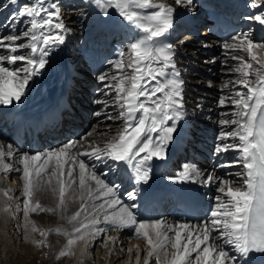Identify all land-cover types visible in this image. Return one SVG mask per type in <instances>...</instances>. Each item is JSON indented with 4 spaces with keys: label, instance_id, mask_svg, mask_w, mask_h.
Listing matches in <instances>:
<instances>
[{
    "label": "snow or ice",
    "instance_id": "obj_1",
    "mask_svg": "<svg viewBox=\"0 0 264 264\" xmlns=\"http://www.w3.org/2000/svg\"><path fill=\"white\" fill-rule=\"evenodd\" d=\"M94 2L105 16L111 18L109 9L115 10L123 21L139 30L127 44L126 60L123 59L125 50H120L121 59L113 65L116 73L111 77L108 73L98 76L107 90L104 95L111 97L112 104L121 111L115 117L100 111L95 115H104L107 120L118 119L121 125L111 140L103 146L90 145V151H81L80 141H69L43 156L21 154L22 168H14L6 162V157L14 155L11 146L7 151L0 148V174L17 172L23 181V206L17 205L16 210L22 214L23 223H17L25 232L24 238H28L29 226L32 232H39L44 238L33 241L37 247L46 246L50 232L66 236L67 244L59 252L60 258L73 255V247L88 236H102L100 243L107 246V241L113 239L109 232L130 229L129 239H143L151 249L147 251L144 264L152 260L155 264H239L236 253L240 258L264 254V57L254 52V49L264 48V41L257 42L245 33L231 37L232 43L224 45L228 52L235 53L231 59L237 61V66L230 71L237 73L238 78L230 81L236 86L234 93L218 100L221 107L231 106L230 113H225L229 118L219 122L230 130L220 132L217 139L221 143L216 145L215 152L240 153L235 160L226 161L220 167L242 164L244 171L236 174L242 176V183L236 185L232 180L212 174L204 177L201 182L216 183L222 195L215 197L217 203L208 218L195 230L187 223L173 226L162 220L142 222L133 211L135 205L124 203L117 195V186L107 183L102 178L106 174H98L96 164L86 163L85 158L91 157L110 169L113 166L124 171L131 168L134 175L130 178L144 183L150 178V162L165 159L167 146L173 141L174 133L180 131L177 125L184 116V82L176 67L173 44L168 42L175 9L154 0ZM173 2L191 5L193 0ZM13 5L19 7L10 17L8 33L0 35V104L3 105L19 102L34 84V78L49 64L51 49L65 43L66 29L56 3L7 0L0 7L7 9ZM250 6L264 9V0H253ZM141 9L151 11L143 13ZM248 19L264 26V10ZM21 25H24L22 30ZM97 103L104 107L108 104L106 100ZM87 136L82 139L86 140ZM200 176V170L193 166H185L179 174L180 179L188 181ZM45 193L55 197V207L40 203L37 196ZM0 194L12 200L9 191L0 190ZM128 196L135 199L132 192ZM77 201L79 208L65 217L68 207ZM3 210L13 211L7 203ZM38 212L59 213L61 219L73 225L72 231L59 227L37 228L30 214ZM101 217L104 228L97 227Z\"/></svg>",
    "mask_w": 264,
    "mask_h": 264
},
{
    "label": "bare ground",
    "instance_id": "obj_2",
    "mask_svg": "<svg viewBox=\"0 0 264 264\" xmlns=\"http://www.w3.org/2000/svg\"><path fill=\"white\" fill-rule=\"evenodd\" d=\"M194 1H200L203 4V6H201L202 7L201 10L194 7L193 3L191 5H187L186 3L175 4L173 0H154V2L156 3L162 2L165 4L171 5L175 9L173 13V28L175 27L176 24L184 23V16L189 15V14L197 15L199 19L198 22H201V24H204L201 12L204 10L206 6H208L212 10L218 9L220 11H223L228 6H231L233 11L229 12L230 18L233 19L234 22H236L240 26H244V28L249 27V26L256 28L257 26H260V28L256 30L257 33L254 35L253 40L257 42L264 41V36H263L264 26H261L258 23L248 19V17H250L251 15L259 14V11L264 10V9L258 10L257 8H253V7L237 8V4L239 2L238 0H225L224 2H219V3H216L215 0L214 1L212 0L213 1L212 4H209L210 3L209 1L211 0H193V2ZM226 1L229 2V4L225 3ZM248 1L253 2V0H248ZM81 2H83L84 4H82ZM4 3H7V0H0V4H4ZM47 3L48 5H50L51 3H56L57 6L60 7L61 9L60 13H62L65 19L68 18V15L66 12H68L69 10L72 11V9H74V6L82 4L79 10L82 11L81 15L84 16V19L86 17L85 21H86L87 30L85 33H87V36H88L86 37L87 40H86V43L84 44L89 45L90 43H92L93 39H91V37L97 34L98 35L105 34V33L111 34L112 36L107 41L114 42V44L112 43L111 45L113 47V52H115L116 54V57L114 58L115 61L116 60L119 61L121 59L119 53H120V50L123 49L122 48L123 45L119 44L118 40L122 39L125 34L127 36L132 35V37L128 39L129 40L128 43H130L134 39L135 35L139 32V30L135 29L134 26H130L128 25L126 21H123L122 18L118 16V13L115 10L109 9L111 18H109L108 16H105L102 10L95 4L94 0H47ZM232 3H236V6H234V8L232 7ZM68 5H70L71 9L70 8L68 9ZM18 7L19 5L10 6L7 9L0 7V24L8 23L10 19L9 18L10 15L7 12H10L12 10L15 11L17 10ZM85 11H87V14H85ZM139 11L143 13H147L151 10L141 9ZM62 21L66 29V31H64L63 33L65 36V43L59 46H55L51 49L49 57H48L49 64L46 65L45 69L41 70L42 74L34 78V81H35L34 84H31L30 89L26 92V94L21 98L19 102L13 101V103L9 105L0 104V148H3L5 151H7L8 146H11L12 151L14 152V155L12 157H6V162L11 163L14 168H18V167L22 168V166L19 163V156L21 154H25V153L40 154L41 156H43L44 154L50 151H54L69 142V141L63 142L62 140L58 143H54L52 144L51 150L46 149V152H43V149H39V147L42 145V142L40 141V143L37 145V147L34 150H32L31 152H25L23 149L20 148V146L22 147V145L20 146L14 145L11 142V139L9 138L11 133L6 132L9 126L12 124L13 119L15 118V114L12 111L16 109H28L33 112V110L37 108L38 110L34 111V114L37 115L39 113V110H42L43 108L47 109V111L50 112V110H48L49 106H51V108L61 107L63 104V99H64V95H62L63 92L66 90L70 92L71 91L70 89L74 90L72 87H69L68 89L63 87L64 77L67 76L68 74L69 76L76 77V74L79 75V72H84L85 61L82 58L79 59L78 62L75 61V63L69 61L70 59H68V52H69V49L71 48V41L68 39L67 34H68V31H72V32L74 31V26H71V25H74L75 23H73L74 21L71 22L69 19L68 20L63 19ZM21 27L22 25L20 26V28ZM90 28L91 30H89ZM53 31L55 32L56 30L54 29ZM3 32H4L3 27L2 25H0V35H2ZM185 34H188V32L184 33L183 35ZM233 36H239V34H236ZM168 42L171 43L169 34H168ZM106 43L109 44V42H106ZM226 43H232L231 39H229V41ZM226 43L221 42L217 34H210V39H205L203 37L201 38L197 36L194 39L187 40L186 44L183 47L181 46L173 47L174 52H175L174 60L176 64L183 63L185 59L189 57L196 58L195 60H193L194 58H190L191 61L195 62V65L193 66L191 70L189 69L191 74H189L188 71L184 70L185 76L190 75L192 77L193 70H195L196 73H194V80L191 79L192 81L191 84L185 82V79L182 77V75H180V78L184 82L183 83L184 116H183V119L177 125L180 131L178 133H174L173 141L168 144L167 151L165 153V159L154 160L150 162L151 163L150 178L147 183L141 182V184L144 187L149 188V189L154 188L155 192H159V188H163V186L168 187L167 180L172 179V178H179V174L174 175L173 173H169V174L166 173L165 171L166 167L163 161L166 159L167 161H169L171 157L174 155L177 156L178 160L179 158L181 159L182 156H184L185 157L184 161H187L189 159V156L185 154L184 152L179 151L177 149L179 143L184 140V137L189 135L191 131L193 132V129H200L198 136L200 134H205L204 136H202V138L210 137L213 134L212 129H215V126L217 124L215 123V120L211 119L210 121H208V117H212L213 114H216V115L221 114L223 116L225 115V113H230L229 110L225 109L224 107L219 106V104H217L216 101L213 102L209 100V98L214 97L217 94V92L214 90L213 82L211 80H206L204 77L205 75L206 77L209 78V75H210L209 73H213V75L217 73L215 72V70H217L218 63L221 61L222 68L218 70V73L219 72L220 73L217 76L218 79L222 80L221 82L222 84H220V87H218L219 94L222 96H228V95L233 94L234 91L236 90V86L233 83H230V81H235L238 78V74L231 72L230 69L237 66V61H234L231 59V56L235 55V53L228 52L224 48V45ZM261 51H262L261 48L254 49V52L258 55V57H264V54ZM210 52H214L213 54L214 56L210 54L212 57L210 56V59H209V57H207V54ZM240 55H244V54L240 53ZM93 60L98 61L99 57L98 56L94 57ZM83 61H84V64H83ZM88 61L90 62V58ZM186 63L188 64V66L191 67V64L189 62H186ZM69 66L72 67L71 73H69L67 70ZM176 67L179 70L177 65ZM107 70H109L108 72L111 73L109 77H111V75L115 74L117 71L114 67L107 68L105 71ZM169 72L171 73V70H169ZM199 74H203V75H199ZM108 82H111L110 79ZM225 84H227L228 86L224 87ZM98 90H99V93H103L102 98H105L106 101L108 102L107 107H104L103 105H101L102 108L99 109L98 111L102 113L106 112L107 115H111L114 117L117 116L113 114L114 112L117 111V108L115 105L112 104L111 97H106L104 95V92L107 90L104 89L103 84H101V87ZM55 99H59L60 104L58 105L54 104L53 100ZM120 111L121 109L117 112L119 113ZM200 121H201V124L199 127H197L195 125V122L199 124ZM88 122L90 123V121ZM89 123L87 124V127L85 129L91 128V123L90 124ZM118 123L120 124L117 125ZM120 125H121L120 120L118 119L117 120H107L105 119L104 115H101L97 118L96 124L94 125L93 129L91 128L92 131H87L85 134H83V137L71 138L70 141H80L81 144L83 145V147L80 150L90 151L91 150L90 145L97 144V145L103 146L106 141L111 140L112 136L115 135L116 130L114 129L119 128ZM227 130H230L229 126H227V129L225 131ZM88 133H92V135L87 136ZM86 136H87L86 140L82 139ZM219 142L221 143V141ZM228 142L236 143V141H228ZM231 153L232 152L222 153L220 158H217L215 162H206L207 160L204 161L202 159V156L204 155L200 154L199 157L197 156L194 157L193 163H189L188 165H186V166L196 167L201 172L200 177H196L192 181L182 180V182L189 187L190 185H192L193 192L198 193L201 197L204 198L205 202H204V208L202 212L204 213L203 221L208 218V213H209L207 212L208 208L210 207L212 209L213 206L217 203L215 197L217 195H222L217 191L216 183H213L211 185L202 183L201 180L204 177H206L208 174H212L215 177H219V178L223 177L224 179L232 180L233 183L236 185H240L242 183V176L236 175L237 173H242L244 171L242 164L234 165L232 167H227V168L220 167L221 164H224L226 161L235 160L240 155V153L235 152L232 156H230ZM85 161L86 163H89V164H92V163L96 164V171L98 174H100L101 172L106 174L102 178L106 179L107 183L117 186V195L121 198V200L124 203H127L129 205H132V204L135 205V208L133 209V211L138 221L153 222L157 220H162L168 225L175 226V225L182 224V223H176L174 222V220H170L169 216H163L162 219L156 218L152 214H149L148 216H146L144 212V207L147 205H152V200H155L154 196H152L151 201L147 203H145L143 199L140 197L136 200L129 199L128 193L130 192L131 188H133L132 186L129 187L130 181H129L128 173L131 172V168H129L128 171H124L123 168L116 167V166H113L110 169L106 165L100 164L99 161H93L91 157L85 158ZM217 162H219V164ZM171 169H178V168L177 166H172ZM9 178H10V181H9ZM11 178H13L14 180L17 179L16 180L17 186H15V188L16 187L17 188L19 187V188L16 192H15L14 184L12 183L9 185V183H11ZM22 184H23V181L21 179L20 173L12 172L8 175L0 174V190L9 191L10 195L12 196V199L15 198V193H17L20 190V186H22ZM94 186L95 185L93 182V187ZM214 191L217 192L216 196L213 194ZM167 196L169 197V192H167ZM37 198L39 200H41L42 198L45 200L44 206L55 207L56 205V199L50 193H45L42 195L38 194ZM11 201L12 200L9 201L7 197L0 194V224H1V227H2V224H5L8 220V218L6 217V214L10 213V212H7V213L4 212L3 209L6 203L11 205ZM96 203H99V201H97ZM78 208H79V201H77L74 204H71L68 207L67 211L64 213V216L65 217L70 216ZM41 214L42 213L40 214L34 213L32 215L33 217H39ZM43 214L47 215L48 217L47 223L50 229L59 227L67 231H72L73 225L69 224L67 222V219H61L59 213L43 212ZM83 218L84 217L82 215L81 219ZM187 224L191 225L192 229L195 230L196 226L201 224V222L187 223ZM97 227H100V228L106 227L105 223L103 222L102 217H101V222ZM108 234L112 236L113 239L107 241V255L109 252V247L111 246L112 241H114L113 242L114 247L117 249H116V252L113 253L112 257L113 258L116 257V259L114 260L113 263L111 260H106L105 262L100 263V264H137V259L134 261L133 257L129 258V251L126 250V257L124 256L125 254H121L120 251H122V249L125 248L127 244H128V249L131 248L134 250V248L138 246V248L142 250L141 251L142 253L139 256L140 257L139 264H144L145 259H147V251L151 250L146 247L145 240L136 239V238L129 239V237L132 234L130 229L111 231ZM50 235L57 237V243L55 244V246H57L59 243L61 244V243L67 242L66 236L57 234L54 231L51 232ZM90 239L91 241L96 240V243H97L101 241L103 237L99 235L86 237L85 245L83 247V254L85 255V261L83 264H89L88 260L93 259L92 251L90 250L91 246L87 244V242ZM168 250L169 252L172 251V249L170 248ZM58 255L59 254L56 252V256ZM236 255H237V259L239 260V264H243L242 259L245 257L240 258L238 253H236ZM153 261L155 260H152L150 264ZM97 264H99V262H97Z\"/></svg>",
    "mask_w": 264,
    "mask_h": 264
},
{
    "label": "rangeland",
    "instance_id": "obj_3",
    "mask_svg": "<svg viewBox=\"0 0 264 264\" xmlns=\"http://www.w3.org/2000/svg\"><path fill=\"white\" fill-rule=\"evenodd\" d=\"M81 3L84 4L83 2H81ZM82 4L74 6V9H72V11L69 10L68 11L69 13L67 14L68 15L67 19H65L63 17L64 20H68L69 19L71 22L74 21L73 23H75L74 25H71V26H74V31L73 32L72 31H68L67 36H69V34H73L74 36H75V34H79V33L81 34V31H80L81 27L79 25L81 20L79 21L76 18H78L79 15L84 17L83 15H81L82 11H80L78 9V8H81ZM72 8H73V6H72ZM85 14H87V11H85ZM82 20L84 21V23L82 21L81 26H82V28L85 27V29L87 30L86 21H85L86 17H85V19H82ZM85 32H84V35H86V36H84V40H85L84 43H86V40H87L86 37H88ZM126 36L127 35L125 34L123 37H126ZM263 36H264V34H263ZM194 41H196V40H194ZM73 44L74 43L71 42V47L73 46ZM119 48H121V47H119ZM261 49H262L261 52L264 54V48H261ZM210 56H211L210 54H207V57H209V59H210ZM190 58H194V57H190ZM118 59H120V58H118ZM123 59H125V60L127 59V54H125V57ZM195 59L196 58H194L193 60H195ZM69 61H71V59ZM75 61L78 62L79 60L76 59ZM71 62H73V61H71ZM183 63L176 64V65L178 66L179 72L181 73L182 77L184 78L185 76H183V74L185 75V71L182 70ZM83 64H84V61H83ZM191 64L194 65V62L192 61ZM9 67H13V66L9 65ZM221 68H222V62L220 61L218 63V66H217V70H215V72H217V73H215L214 75H213V73H209L210 74L209 78L204 75L206 80H211L213 82L214 90L217 92V94L214 97H210V98L208 97V98H209L210 101H213V102L216 101L217 104H218L217 101L222 97V95H220L219 91H218V87H220V84H222L221 83L222 80L218 79V77H217L219 75V73H220V72L218 73V70H220ZM108 71L109 70L105 71V73H109ZM84 72H85V69H84ZM102 73L103 72H101L100 74H102ZM194 73H196L195 70H193L192 75H194ZM91 74L92 75L89 76V80L92 82V88L90 90L86 89V92L88 93L86 95L85 87H91V86L89 85V83L85 84V82L83 80V82L81 84L82 85L81 86L82 87L81 88V94L84 95V97H87L89 99L90 106L92 108H94L92 110L90 116L89 115H87V116H89V118H91L90 119L91 122H93V118L95 116L94 120H95V124H96V121H97L98 117L95 115V113L99 109L102 108V106H101L102 104L97 103V101L98 100L105 101L106 99L102 98V94L103 93H99V90H98V89H100L101 84H102L101 82H99V79H98V76L100 74H93L92 72H91ZM110 74L111 73H109V75ZM184 79H185V82L191 84V82H192L191 79L194 80V76L191 77L190 79H186V78H184ZM99 83H101V84H99ZM84 85H85V87H84ZM74 87H75V85H74ZM70 90H72V89H70ZM62 95H64V94H62ZM89 96H90V98L92 99L93 102L95 101L94 103L91 104V100H90ZM116 108H117V111L120 110V109L118 110V107H116ZM228 108H225V109L229 110V112H230L231 111L230 110L231 106H229ZM117 111L114 112L113 114L117 115L118 114ZM223 118L227 119L229 117L226 116V115L222 116L221 114H218V115L213 114L212 117H208V121H210L212 119V120H215V123L217 124L215 126V129H212V132H214V130L215 131L216 130H221V131L224 130L225 131L227 129V126H223V125H221L219 123L220 120H222ZM86 120L87 121H83L82 122V127L83 128H86L87 124L89 123L88 122L89 119L86 118ZM95 124H93V125L91 124V128L92 129H93ZM119 124L120 123H118L117 125H119ZM91 128L86 129V132L87 131H92ZM114 130H117V129H114ZM115 133H116V131H115ZM96 136H98V135H96ZM217 143H220L218 139H217ZM207 156H208V154H205V157L202 156V159L204 161H206L207 158H208ZM231 161H233V160H231ZM180 162L182 163V161H180ZM206 162H215V161H208L207 160ZM217 163L219 164V162H217ZM221 178H223V177H221ZM7 180H8V178H7ZM16 180L11 178V183H9V185L13 183L14 184V188H15V186H17L16 185L17 184ZM9 181H10V178H9ZM18 188L17 187L15 188V192L18 190ZM21 189H22V186H20V190L17 193H15V198L12 199V201H11V206H12L13 211H11L10 213L6 214V217L8 218L7 222L5 224H2V227H1V224H0V264H83L84 261H85V255L83 254V247L85 245V240L78 242L73 247V249H72V251L74 253L73 255H69V256L58 258L59 255L56 256V252L59 254V252L66 247L67 242H64V243H61V244L59 243L57 246H55V244L57 243V237L51 236L49 234V236L47 237L46 246L37 247L33 243V241L34 240L38 241V240H41V239H44V238L39 235V232H35V233L32 232L31 231V226H29V231L27 233L28 238L27 239L24 238L25 232H24L22 227L18 226V223H17L18 221H20L21 224L23 223L22 214H21L20 211L16 210L17 205H19L21 208L23 206L22 205L23 193H22ZM215 192L216 191H214L213 194L216 196L217 192L216 193ZM40 203L42 205H44L45 200L42 198L40 200ZM35 214H40V212L35 213ZM40 216L39 217H33V215L30 214V218L35 223L37 228L44 229V230L50 229L49 226H48V223H47V221H48L47 220L48 219L47 215L43 214L41 217ZM113 242L114 241H112L111 246L109 247V252H108V255H107V246H104L103 244H101L100 241L96 243V240H94V241L92 240L91 241V239H90L87 242V244L89 246H91L90 250L92 251V258L93 259L92 260H88V263L89 264H97V262H99V264H100V263L105 262L106 260H111L112 263H113L114 260L116 259V257L113 258L112 256H113V253L116 252V249H117V248L114 247V243ZM127 249H128V244L126 245L125 248L122 249V251H120L121 254H125L124 255L125 257H126V250ZM129 258H131V257L129 256ZM151 264H155V261H153Z\"/></svg>",
    "mask_w": 264,
    "mask_h": 264
}]
</instances>
